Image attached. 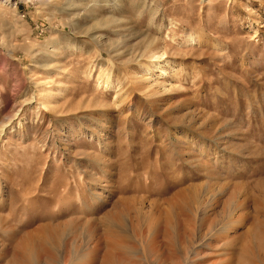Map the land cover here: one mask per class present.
<instances>
[{
    "label": "rangeland",
    "instance_id": "obj_1",
    "mask_svg": "<svg viewBox=\"0 0 264 264\" xmlns=\"http://www.w3.org/2000/svg\"><path fill=\"white\" fill-rule=\"evenodd\" d=\"M157 229L264 264V0H0V264H157Z\"/></svg>",
    "mask_w": 264,
    "mask_h": 264
},
{
    "label": "bare ground",
    "instance_id": "obj_2",
    "mask_svg": "<svg viewBox=\"0 0 264 264\" xmlns=\"http://www.w3.org/2000/svg\"><path fill=\"white\" fill-rule=\"evenodd\" d=\"M177 195H179V194H176L175 196H177ZM50 229H51V227L45 226L43 228L40 227V229L38 231L46 233L48 231H51ZM163 230H165V229H163ZM166 233H167L168 237H166ZM166 233L162 232L160 235V229H157V231L155 233V236H157V235L160 237L162 236V238L160 240H161V247L163 250L159 253V256L156 259L157 260L156 262H157V264H180V263H178L176 257L173 255V253L171 251V240H172L171 235L167 231H166ZM57 234H58V232H57ZM153 234H154V232H153ZM53 235L54 234H52V236ZM177 236H178V234H177ZM56 238L57 237H55V239ZM47 239H48V237H47ZM178 239H179V237H178ZM55 243H56V241H55ZM56 245L57 244H55V247H56ZM93 249H94V246H91L89 252H92ZM74 251H75V249H73V251L69 255L65 254L62 257H60L59 258L60 264H74L73 260L76 257H78V258L80 257L81 260H85V262L80 261L79 264L88 263L87 258L84 257L85 254H82L80 252H79L80 254L76 252L75 255L70 256ZM20 253L22 255V261L24 262V264H31L33 262V260L36 258H39L40 255L42 256L41 258H43L45 261L55 262L56 264H58V254H57V256H54L52 249L46 247V244H44V242L42 240H40L39 242H37L35 244L30 243L29 245H27V244L24 245L23 249L20 250ZM107 259H108V254L103 252L101 254V262L105 263ZM15 260H16L15 258L11 259L10 264H14L16 262ZM20 262H21V260H20Z\"/></svg>",
    "mask_w": 264,
    "mask_h": 264
}]
</instances>
